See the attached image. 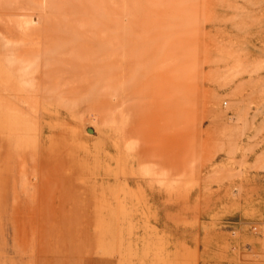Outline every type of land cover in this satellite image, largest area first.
I'll list each match as a JSON object with an SVG mask.
<instances>
[{
    "label": "rangeland",
    "instance_id": "1",
    "mask_svg": "<svg viewBox=\"0 0 264 264\" xmlns=\"http://www.w3.org/2000/svg\"><path fill=\"white\" fill-rule=\"evenodd\" d=\"M0 249L264 264V0H0Z\"/></svg>",
    "mask_w": 264,
    "mask_h": 264
},
{
    "label": "crops",
    "instance_id": "2",
    "mask_svg": "<svg viewBox=\"0 0 264 264\" xmlns=\"http://www.w3.org/2000/svg\"><path fill=\"white\" fill-rule=\"evenodd\" d=\"M0 254H2V251H1V249H0ZM0 262H1V260H0Z\"/></svg>",
    "mask_w": 264,
    "mask_h": 264
},
{
    "label": "water",
    "instance_id": "3",
    "mask_svg": "<svg viewBox=\"0 0 264 264\" xmlns=\"http://www.w3.org/2000/svg\"><path fill=\"white\" fill-rule=\"evenodd\" d=\"M88 132L90 133V132H92V130L89 129Z\"/></svg>",
    "mask_w": 264,
    "mask_h": 264
}]
</instances>
